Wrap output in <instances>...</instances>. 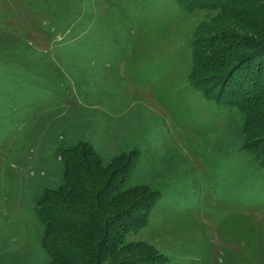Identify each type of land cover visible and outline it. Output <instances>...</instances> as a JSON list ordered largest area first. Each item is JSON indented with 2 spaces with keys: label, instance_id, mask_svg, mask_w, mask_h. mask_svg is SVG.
<instances>
[{
  "label": "rangeland",
  "instance_id": "374dc122",
  "mask_svg": "<svg viewBox=\"0 0 264 264\" xmlns=\"http://www.w3.org/2000/svg\"><path fill=\"white\" fill-rule=\"evenodd\" d=\"M91 1L93 12H83L75 27L68 0H57L56 15L70 32L54 36L51 29L62 25H52L46 8L0 0L5 21L31 44L26 54L9 59L20 84L11 87L14 109L0 122L3 258L20 255L39 264L46 255L42 251L32 261L39 223L19 195L24 187L37 191L59 183L57 157L70 142L73 117L87 127V138L92 121L105 125L113 111L141 140L153 141L155 159L172 173L159 187V206L128 237L164 252L167 264H264V171L241 148L242 137L264 132V86L239 91L240 102L248 103L245 119L237 107L204 96L188 78L195 26L202 24L201 41L227 35L214 30L223 23H233L240 36L263 34L264 0H211L214 7L200 0L192 11L177 0ZM13 39L14 33L0 31V40ZM218 81L200 80L213 92ZM138 154L135 149L133 159Z\"/></svg>",
  "mask_w": 264,
  "mask_h": 264
},
{
  "label": "trees",
  "instance_id": "16d2710c",
  "mask_svg": "<svg viewBox=\"0 0 264 264\" xmlns=\"http://www.w3.org/2000/svg\"><path fill=\"white\" fill-rule=\"evenodd\" d=\"M22 1L25 5L34 2L39 11L46 8L48 16L53 19L52 25H62V28L51 29L55 31L54 36L61 31L65 35L70 32V26H66L56 15L57 0ZM177 1L188 11L202 5L200 0ZM207 1L210 2L209 7L215 6L211 0ZM68 3L75 27L76 19L84 16L87 11L90 13L94 10L91 0H68ZM221 10L219 7V13ZM80 27L83 33L87 25ZM201 28L202 24L195 26L190 40V83L204 96L237 107L246 119L248 103L242 100L244 103L240 102L239 91L250 84L264 86V33L240 36L239 34L244 33H236L237 27L233 23H223L216 24L214 30H225L227 35L203 37L201 41L197 34ZM14 29L5 21L0 10V31L14 33L13 40H0L2 124L14 109L11 87L20 84L15 81H20L16 77L19 74L9 59L26 54L27 48L31 47ZM207 30L212 32L213 28ZM74 40L76 37L62 42ZM210 77L219 79V87L215 92L208 91V87L200 82ZM110 113L105 115V125L98 119L92 121L87 138L83 136L87 127L81 126V120L73 117L67 136L70 142L60 147L57 157L59 183L54 186L42 185L37 191L24 187L26 192L19 195L21 198L26 197V208L39 223L36 236L38 250L34 252L33 262L39 259L37 254L43 255L44 251L46 255L40 258L39 264H167L168 255L147 241L129 238L128 234L147 223L150 209L159 203V187L167 183L172 173L167 171L168 166L163 167L155 159L154 150L151 148L153 141L141 140V136L134 129L126 126L120 112H114L120 114L119 116H111ZM93 122L99 124L96 126ZM256 122L260 124L257 120ZM128 138L135 140V146L140 148L141 153L145 148L152 151L149 153L152 168L149 169L147 162L141 157L142 154L133 159L136 147L122 149V144ZM263 140L264 132L242 137L241 148L246 160L264 171ZM132 177L136 179L133 181ZM16 194L7 193V196L11 199ZM10 240L8 238L6 242ZM5 245L0 241V264H30L27 258H20V255L3 258L7 255Z\"/></svg>",
  "mask_w": 264,
  "mask_h": 264
},
{
  "label": "crops",
  "instance_id": "0c3cea01",
  "mask_svg": "<svg viewBox=\"0 0 264 264\" xmlns=\"http://www.w3.org/2000/svg\"><path fill=\"white\" fill-rule=\"evenodd\" d=\"M110 114H111V116H119L120 115V114H115L114 112H111ZM134 142H135V140H131V139L128 138L127 142H124L122 144V149H124L126 145H128L129 147H132V148L136 147L138 152H139V154L137 155V158L139 156H141V154H142L141 157L143 158V160L145 162H147V165L149 166V169L152 168V166L150 165L151 164V158L149 157V153L152 152V151L150 149H148V148H145V150H143L142 153H141L140 148L137 145L135 146ZM135 179H136L135 177H132L133 181ZM156 205L159 206V203H157Z\"/></svg>",
  "mask_w": 264,
  "mask_h": 264
}]
</instances>
